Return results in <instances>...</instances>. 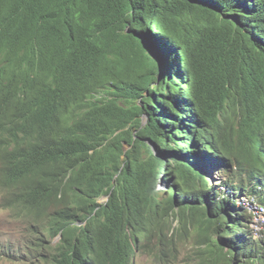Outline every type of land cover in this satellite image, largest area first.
Masks as SVG:
<instances>
[{"label":"trees","instance_id":"16d2710c","mask_svg":"<svg viewBox=\"0 0 264 264\" xmlns=\"http://www.w3.org/2000/svg\"><path fill=\"white\" fill-rule=\"evenodd\" d=\"M0 191L27 264H264V0H0Z\"/></svg>","mask_w":264,"mask_h":264},{"label":"rangeland","instance_id":"374dc122","mask_svg":"<svg viewBox=\"0 0 264 264\" xmlns=\"http://www.w3.org/2000/svg\"><path fill=\"white\" fill-rule=\"evenodd\" d=\"M146 120V116H145ZM150 143V141H149ZM151 144V143H150ZM124 148H128L127 144H124ZM152 150L156 153V147L152 144ZM168 158H163L165 161L164 168L168 167ZM171 167L174 169L175 163L170 162ZM158 179L156 183V190L161 193L162 190L167 189L170 183L176 181V178L171 177V172H166L165 169L158 170ZM218 176V181H221V174L218 172L214 176ZM179 186L180 183H177ZM3 192L0 191V264H27L18 258L17 253L13 254L15 259L9 257L8 253L10 248L15 247L19 241L27 237L26 233L30 228L32 221L29 217L24 218L21 212L15 209H9L3 205L2 202ZM105 198L101 197L98 199L99 202L103 201ZM177 224V221L173 223V227ZM256 229H264V215L256 219L254 223L251 224ZM172 231H169L168 235H171ZM192 235V236H191ZM186 239L177 237L176 250H173L171 246L164 248L163 252L167 255L166 264H201L199 261V256H197V244L194 241L195 234L192 233ZM41 264H45L43 261ZM134 264H155L150 257L146 255H137Z\"/></svg>","mask_w":264,"mask_h":264},{"label":"clouds","instance_id":"9594fccd","mask_svg":"<svg viewBox=\"0 0 264 264\" xmlns=\"http://www.w3.org/2000/svg\"><path fill=\"white\" fill-rule=\"evenodd\" d=\"M187 137H190V136H184L183 137V140H181L179 143H183V142H185V143H188V138ZM61 141H62V139H61ZM175 144L177 145V143L175 142ZM153 149V148H152ZM171 159V158H170ZM198 166V169L203 173V174H205V175H207V176H211L212 177V179H214V181H216V182H220V181H218V176L216 175V176H214V168H212V167H206V166H204V165H197ZM217 170V172L219 173V174H223L224 175V169H221V171H219L218 169H216ZM165 174V173H164ZM223 175H221L222 177H223ZM223 179V178H222ZM221 179V180H222ZM109 196V195H108ZM103 198H105V199H107L108 197H107V195L106 196H104ZM104 199V200H105ZM264 206L263 205H254V207L252 208V214H253V222L252 223H254L255 221H256V219H258V218H260V216L259 215H261V216H263L264 215ZM258 230V229H257ZM57 238L55 237L54 238V241L56 240ZM30 254H27V256H29ZM137 255H146L147 257H150L151 258V260L155 263V264H166V261H167V257H165L164 258V260L162 261V262H159V261H155L154 260V257H152V256H148L147 255V253H143V252H141V251H137L136 252V256ZM28 258V257H27ZM136 258V257H135ZM134 261H135V259H134ZM134 264V263H133Z\"/></svg>","mask_w":264,"mask_h":264},{"label":"built area","instance_id":"2783aa9c","mask_svg":"<svg viewBox=\"0 0 264 264\" xmlns=\"http://www.w3.org/2000/svg\"><path fill=\"white\" fill-rule=\"evenodd\" d=\"M264 211V210H263ZM261 217V215H259Z\"/></svg>","mask_w":264,"mask_h":264},{"label":"water","instance_id":"95a60500","mask_svg":"<svg viewBox=\"0 0 264 264\" xmlns=\"http://www.w3.org/2000/svg\"><path fill=\"white\" fill-rule=\"evenodd\" d=\"M107 197H108V195H107Z\"/></svg>","mask_w":264,"mask_h":264}]
</instances>
